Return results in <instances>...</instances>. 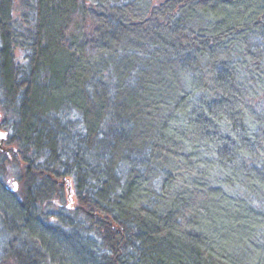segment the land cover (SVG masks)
<instances>
[{
  "label": "trees",
  "instance_id": "1",
  "mask_svg": "<svg viewBox=\"0 0 264 264\" xmlns=\"http://www.w3.org/2000/svg\"><path fill=\"white\" fill-rule=\"evenodd\" d=\"M0 108V264H264V0H0Z\"/></svg>",
  "mask_w": 264,
  "mask_h": 264
},
{
  "label": "rangeland",
  "instance_id": "2",
  "mask_svg": "<svg viewBox=\"0 0 264 264\" xmlns=\"http://www.w3.org/2000/svg\"><path fill=\"white\" fill-rule=\"evenodd\" d=\"M6 116L5 114L3 113V111L1 110L0 108V146L3 147L6 152H8L9 156H10V153L12 152V148L11 147H7V145H4V141H5V137L7 135V130L3 127V124L4 122L6 121L5 120ZM12 160V159H10ZM18 164L17 167L21 168L20 167V162L18 160ZM19 168H16L13 164H11V166L8 168V174H7V179H6V183H7V186L10 187V188H13V189H17L18 188V182L16 180V172L18 173V169ZM66 199H65V202L64 203H59L60 200L58 198H56L55 200L52 201L51 203V206L49 207V210H53V211H57L61 208H65V209H71L72 205L74 204H77V197H76V194H75V186L73 185V183L69 180H67V187H66ZM44 206L43 208L45 210L47 206H49L50 204L49 203H43ZM50 220L51 222H54L55 219L53 217H51V219H48Z\"/></svg>",
  "mask_w": 264,
  "mask_h": 264
},
{
  "label": "water",
  "instance_id": "3",
  "mask_svg": "<svg viewBox=\"0 0 264 264\" xmlns=\"http://www.w3.org/2000/svg\"><path fill=\"white\" fill-rule=\"evenodd\" d=\"M0 137H1V135H0Z\"/></svg>",
  "mask_w": 264,
  "mask_h": 264
}]
</instances>
